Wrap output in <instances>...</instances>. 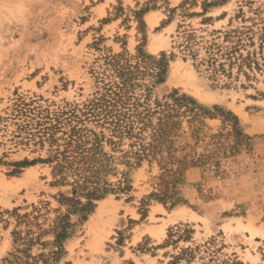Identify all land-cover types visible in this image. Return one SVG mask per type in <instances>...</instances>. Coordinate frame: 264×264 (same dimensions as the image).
I'll return each instance as SVG.
<instances>
[{"label": "rangeland", "instance_id": "1", "mask_svg": "<svg viewBox=\"0 0 264 264\" xmlns=\"http://www.w3.org/2000/svg\"><path fill=\"white\" fill-rule=\"evenodd\" d=\"M207 2L217 4L204 10ZM179 25L204 40L216 36L215 30L241 25L262 31L264 0H0V116H6L19 95L55 105L82 103L96 88L92 71L100 69L105 54L124 49L134 54L143 44L150 54H176L153 97L177 89L211 110L218 106L232 111L250 137L237 152L224 155L218 168L187 170L175 188L183 201L173 207L171 200L155 195L157 164L144 162L132 169V189L97 202L66 242L60 264H162L172 248L159 245L179 224L194 229L192 241L181 245L215 238L211 245L220 250V260L237 257L242 264H264V70L234 66L213 77L205 65L197 66L207 56L205 48L199 46L196 60L185 58L178 46ZM3 124L0 211L25 213L42 207L43 222L54 216L59 191L68 189L54 185L48 164L10 175L14 165L9 163L33 159L39 152L15 143L9 132L14 126L7 131ZM228 129L220 116L206 120L208 136ZM7 223L0 220V264L13 249L15 219Z\"/></svg>", "mask_w": 264, "mask_h": 264}, {"label": "trees", "instance_id": "2", "mask_svg": "<svg viewBox=\"0 0 264 264\" xmlns=\"http://www.w3.org/2000/svg\"><path fill=\"white\" fill-rule=\"evenodd\" d=\"M216 4L207 2L204 10ZM142 12H137L140 29L145 27ZM263 30L241 25L215 30L216 36L204 40L194 29L179 25L178 46L185 58L194 60L199 56V46L205 48L207 56L197 66L205 65L213 77L234 66L239 71L264 70ZM143 46H138L134 54L126 49L105 54L100 69L92 71L96 88L82 103L55 105L43 98L19 95L6 116H0L4 130L14 126L7 131L15 143L39 152L33 159L25 157L9 163L14 165L9 174L17 175L37 163L48 164L54 185L68 189L59 191L54 216H47L43 222L39 220L42 207L34 206L25 213L18 209L0 211V220L9 223L10 218L15 219L13 249L3 264H60L67 254L66 242L88 219L97 202L109 194L131 190L130 171L144 162L159 167L155 195L162 201L171 200L173 207L183 201L175 188L184 182L187 170L218 168L224 155L248 143L250 137L232 111L218 106L211 110L177 89L153 97L154 88L165 81L170 60L176 54H150ZM216 116L222 117L229 129L208 136L206 120ZM200 147L203 150L199 151ZM193 232L187 224L170 228L159 248L172 249L164 253L168 260L161 263L242 264L237 257L220 260V250L211 245L215 238L202 245H181L192 241Z\"/></svg>", "mask_w": 264, "mask_h": 264}]
</instances>
